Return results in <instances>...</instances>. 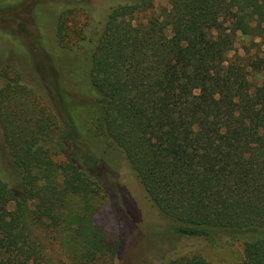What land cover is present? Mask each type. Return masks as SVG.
<instances>
[{
	"label": "trees",
	"instance_id": "16d2710c",
	"mask_svg": "<svg viewBox=\"0 0 264 264\" xmlns=\"http://www.w3.org/2000/svg\"><path fill=\"white\" fill-rule=\"evenodd\" d=\"M125 1L86 44L88 137L66 103L50 111L20 73L0 75L13 170L10 181L0 171V264H115L113 168L90 141L116 149L133 173L138 192L129 195L141 210L126 211L136 228L241 243L240 264H264V80L252 81L264 76V54L227 57L237 34L264 45V0H168L156 11L155 0ZM64 28L59 17L56 36L67 45ZM106 205L121 230L114 243L93 223ZM162 259L209 264L197 254Z\"/></svg>",
	"mask_w": 264,
	"mask_h": 264
},
{
	"label": "rangeland",
	"instance_id": "374dc122",
	"mask_svg": "<svg viewBox=\"0 0 264 264\" xmlns=\"http://www.w3.org/2000/svg\"><path fill=\"white\" fill-rule=\"evenodd\" d=\"M125 0H0V75L12 77L20 73L21 83L32 91L30 98L37 105L52 111L58 105L70 108L80 131L88 137L93 124V92L89 85L90 58L86 44L97 39L110 9ZM168 6V0H155L154 10ZM59 17L64 18L67 45L56 36ZM144 21L146 18H140ZM83 40V41H82ZM237 34L228 58L234 55L263 56L264 45ZM264 76L252 78L260 83ZM3 79L0 77V86ZM40 91H43L44 94ZM68 104V105H67ZM69 111V110H68ZM94 152L110 166L107 183L112 191L116 213L120 218L122 241L115 264H166L162 254L201 256L209 264H240L243 261L241 243L205 244L201 239H178L164 230L146 232L147 225L135 227L126 209L136 214L140 207L129 193L138 192L133 173L120 153L112 147H103L96 141L88 142ZM0 171L10 181L13 178L8 149L0 127ZM116 185L118 190L114 189ZM126 187V188H125ZM140 189V188H139ZM142 190V189H141ZM140 206L147 207L139 199ZM9 209H13L10 203ZM141 210V209H140ZM150 223L147 218H141ZM93 223L114 243L121 230L110 206H104L93 217ZM147 224V223H146ZM125 226V227H124ZM159 227L165 225L159 222ZM172 248V249H171ZM170 249L172 250L170 253ZM161 256V257H160Z\"/></svg>",
	"mask_w": 264,
	"mask_h": 264
}]
</instances>
